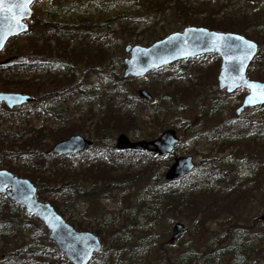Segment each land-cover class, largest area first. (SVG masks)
I'll return each mask as SVG.
<instances>
[{
    "label": "rangeland",
    "instance_id": "obj_1",
    "mask_svg": "<svg viewBox=\"0 0 264 264\" xmlns=\"http://www.w3.org/2000/svg\"><path fill=\"white\" fill-rule=\"evenodd\" d=\"M142 2V0H35L32 4L35 22L50 20V12L54 11L64 12L57 17L60 21L79 24L80 19H83L89 23L92 26L90 32L92 36L88 37V41L96 48L93 51L99 48L105 51V63L108 65L105 71H92L83 67L74 69L72 82L57 91L60 95L56 96V100L60 107L54 114L59 111L58 117H54L50 112L46 113L43 109L40 110L41 102L34 99L29 104L13 109L1 104L0 133H4L12 142L16 137L38 135L42 143L40 147L47 151L54 142L60 140L54 139L55 137L72 128L74 132H69L62 138L78 133L94 140L93 128L98 121L96 117L100 109V99L114 77L122 78L124 86L135 95L138 88H146L149 85L159 94L161 103L150 105L142 101H132L134 112L143 118L140 131L156 130L160 133L166 128H174L178 142L173 151L165 156L157 157L146 152V155L139 156H123L117 153L116 157H122L119 161H122V170L126 172L134 173L143 168L150 172L153 169L156 176L164 179L163 174L173 156L191 155L195 161L194 168L190 173L180 177L179 182L197 177L190 179L188 185H180L181 183L176 185H179V191L184 194L194 195L197 206L194 208L183 204L174 206L164 213L155 225L154 216L150 219L151 223L147 221L141 224L142 220L138 217L126 221V215L132 210H135L137 215L139 210H142L143 204L139 203V199L150 193L154 194V184L157 187L154 174L147 178L138 177L129 186L116 187L104 192L107 194L93 198L88 195L86 198H77L63 188L47 189L43 185L44 202L55 201L65 217L70 216L89 226L82 230L96 233L94 230H102L103 221L106 219H111L117 224H123L125 220L127 225L125 224L124 231L120 233L124 239L127 236L131 241H136L140 236L147 243H151L155 236L157 246L154 249L152 245L145 260L146 264H167L165 258H159L158 245L166 247L168 255L175 257L181 249L191 248L199 251L215 245L219 239L220 242L228 243L229 230H240L239 227H235L237 225L249 228L250 236L254 237L253 234L258 232L264 236V224L256 222V219L261 220L258 216L264 211V106L255 105L245 108L239 114L235 113L247 90L236 88L226 92L218 88L220 57L214 53L184 58L142 76H123L124 58L128 56L124 46L127 43L149 45L154 40L170 32L180 31L187 25L203 26L201 24L204 18L210 17L228 27L237 26L249 36L248 38L257 43L261 42L264 46V0H154V5L159 2L158 9H161L154 15L156 18L141 23L136 28H129L126 23L124 25L128 17L142 7ZM176 7L182 11H177ZM119 21L122 24H119ZM97 23L105 24L104 29L99 30ZM34 28V31L40 29L36 23ZM26 37L27 35H21L13 38L9 42L11 49L20 44H28ZM74 40L70 45L82 44L78 39ZM7 54V51L3 50L0 57ZM36 65L33 63L28 65V69L23 73L31 77L40 76L37 80H46L63 71L44 69ZM108 70H112V74ZM252 71L260 74L264 69L255 65ZM247 76L254 78L251 75ZM18 80L13 69L1 70L0 91H17L12 88V84ZM177 86L185 88L184 93L190 97H184L185 95L179 91L171 94V89ZM177 93L180 95L172 98ZM176 104L181 106L178 111L174 110ZM156 109H159L157 111L160 112L159 116L147 121ZM92 113L94 118L89 120L88 117ZM224 127H232L233 130L225 131ZM120 132L127 134L131 139L143 138L136 137L133 131H114L107 141H111L114 146L116 136ZM19 144L20 141L17 140L15 145ZM3 156L5 157L0 156V162L2 159L7 160L6 157L2 158ZM82 159L83 157L74 154L67 162L78 168L82 164H87V161ZM20 161L21 159H16L14 162ZM90 161L94 162V158ZM212 161L216 165L214 168L211 167ZM8 162L5 161L3 166L0 163V168L8 169L5 166ZM206 166L211 167V170ZM205 171L210 172V175L208 176ZM202 172L207 176L206 181L199 177ZM78 181H81V178ZM37 189L36 186V191ZM208 190H211L212 197L202 194ZM213 193L222 194L223 199L217 205L213 199L216 195ZM36 198L40 200L41 197L38 198L37 195ZM177 221L184 224L185 230L178 238L170 241L171 227ZM39 233L25 229L17 237L11 231L6 239L0 237V247H6L5 242L12 243L11 252L0 248V264H14L20 257L27 264H30L31 260L35 261L32 264H42L41 260L58 263L68 261L47 238V230L45 238L51 243H47L48 246H44L43 249L36 246V243H43ZM36 248L42 252H34ZM121 250V254H127L125 247ZM102 252L100 249L96 256Z\"/></svg>",
    "mask_w": 264,
    "mask_h": 264
},
{
    "label": "trees",
    "instance_id": "obj_2",
    "mask_svg": "<svg viewBox=\"0 0 264 264\" xmlns=\"http://www.w3.org/2000/svg\"><path fill=\"white\" fill-rule=\"evenodd\" d=\"M142 1V7L134 11L131 17L129 16L128 20L124 22V25L127 24L129 28H136L141 23H147L154 19V17L156 18L154 15L158 11H161V9H158V7H160L159 2L154 5V0ZM176 10L179 12L182 11L181 8L178 9L177 7ZM63 13L51 11V19L40 22H35L36 18L32 17L29 29L21 34L27 35L28 44H20L13 47L14 52L18 54L27 53L29 60L33 64H37L44 69H60L63 70L62 73L49 77L46 80H37L40 76L37 77V75H34L31 77L23 73L25 69H28V60L13 64L11 67L14 74L19 78L18 81L12 84V88L18 92L30 94L34 100L41 102V105H39L40 110L43 109L46 113L50 112L54 117H58L60 113L58 111L57 114H54V111H57L60 107L56 100V96L60 95L57 91L62 89L60 87H64L69 84V82H72L71 76L74 74L75 68L83 67L92 71H105V67L108 65L105 63V51L100 48L93 51V49L96 48H93L92 44L88 41V37L92 36L90 34L92 26L83 19H80L79 24L74 22L66 23L64 20L60 21L57 17L60 14L63 15ZM204 19L201 25L205 27L236 31L249 37L237 26L228 27L225 26L223 22H215L210 17ZM34 22L40 29L34 31ZM119 24H122L121 21H119ZM260 25H262V22ZM97 26L99 30H103L105 24L97 23ZM74 39H78L82 44L75 43L74 45H70V42L73 43V41H75ZM255 65H258V68L262 67L264 69V46H262L261 42L258 43V50L249 64L246 74L264 80V72L260 74L257 72L253 73L252 67H255ZM1 70H3L2 67H0V72ZM108 71L112 74V70ZM146 88L149 89L152 95V100L150 101L131 93L124 86L122 78L120 77H114L113 81L104 89L103 96L100 99L99 113L96 117L98 121L95 123V128H93V146L77 153V155L83 157L82 160L87 161L86 165L82 164L80 167L76 168L71 163L67 162V159H72L74 154L59 155L57 153H49L46 149H42L40 147L42 143H40L37 137L38 135L31 134L25 138L21 136L16 137L14 138L15 140H13L14 142H12L8 136H4V133H0V156L5 155L7 159H2L0 162L2 164L1 166L4 165L5 161H9L5 166L15 174L28 177L34 182L38 188L36 196L38 195V198L40 196L41 198L39 199L43 201V185H45L47 189L63 188V190L71 193L77 198H86L87 195L93 198V196L99 197L107 194L104 192L111 191L116 187L122 188L129 186L138 177L147 178L149 175L154 174V182L157 183V187L154 184V194L150 193L144 198L139 199V203L143 204L142 210H139L138 215L135 213V210H132L126 215V221H131L138 217L142 220L140 221L141 224L147 221L151 223L150 219L154 216L155 225V223L159 222V219H161L164 213L174 206L177 207L183 204L185 206L188 205L189 208L196 207L198 203L195 202V198H193L194 195L184 194L182 191H179V185L176 184L181 183L180 185H188L190 179L197 176L188 178L184 182H179V178L173 181H166L161 176H156V172H154L153 169H151L150 172L147 168H143L134 173L126 172L122 170V161H119L122 157H116V154L120 153L123 156H139L146 155V151L116 150L113 143L107 141L114 131H133L136 137L142 136L145 139L154 138L159 133V131L156 130L146 131L145 127L143 128L146 132H141L143 118L141 119L136 115L132 106V101H142L150 105L161 103L160 98H158L159 94L154 91V88L149 85L146 86ZM184 90L185 88L181 86L173 87L171 89V94L179 91L181 94L185 95L184 97L189 98L190 96L185 94ZM189 91L191 92V89ZM178 94L179 93L175 94L172 98L176 97ZM180 109L181 106L176 104V109L174 110L178 111ZM158 110L159 109L154 110L155 112L150 114L147 121L154 120V117H158L160 113L157 112ZM92 118H94L93 113L91 116L89 115L88 119L91 120ZM224 130L231 131L233 129L232 127H224ZM69 132H74V129L65 130V132L59 134L54 139H61ZM17 140L20 141L19 145H15ZM87 150L91 151L87 153ZM5 157L3 156L2 158ZM91 158H94V162L90 161ZM16 159H21V161L15 163L14 161ZM214 166L216 165L212 161L211 167L214 168ZM207 168L211 170L209 167ZM205 173L208 176L210 175V172L205 171ZM205 173L202 172L199 177L206 181L207 176H205ZM79 178H81V181H78ZM202 194L212 197L211 190L203 191ZM213 194L216 195L213 199L215 205H217L223 199L221 196L222 194ZM51 203L55 210H57L74 228L82 230L89 227L85 226L80 220L72 219L70 216L65 217L62 211L59 210V206L56 202L52 201ZM139 214H141L140 217ZM125 220H123V224H117L111 219H106L103 221L102 230H94L103 243L101 246L103 252L99 256H96L95 253L87 264H146L145 260L150 249L153 247L152 245H154V249L157 246L155 236L154 241L151 243H147V241H144L140 236L136 241H131V238L127 236L124 239L120 233L124 231L125 224L127 225ZM256 222L264 224L262 220L256 219ZM42 226V223L34 214L26 212L21 205L9 200L4 194H0L1 238L6 239L10 231L15 237L23 233L25 229L39 231V237H41L43 243H36V246L43 249L44 246H48L47 243H51V241L45 238L46 230ZM3 227L6 230H4ZM235 227H239L240 230H229L228 234L230 240L228 243L220 242L221 239H219L216 241L215 245L199 251H195L191 248L187 250L181 249L177 252L175 257H170L168 255L166 247L158 245L157 250L159 258H165L167 264H264V236H262L261 232L253 234L255 235L253 237L250 236L251 232L249 228L239 225ZM101 232H104V234H101ZM5 243L8 248L5 246L0 248L3 251L11 252L10 247L12 243ZM122 247L127 249V254H121ZM34 252L41 253L42 251L36 248ZM38 259L41 260L40 257ZM38 259L36 261H38ZM15 261L18 262H14V264H27L22 257ZM30 262V264H32L35 261L31 260ZM41 263L70 264L68 261L58 263L46 260H41Z\"/></svg>",
    "mask_w": 264,
    "mask_h": 264
},
{
    "label": "water",
    "instance_id": "obj_3",
    "mask_svg": "<svg viewBox=\"0 0 264 264\" xmlns=\"http://www.w3.org/2000/svg\"><path fill=\"white\" fill-rule=\"evenodd\" d=\"M24 5L21 13L18 7L23 0H3L0 4V49L6 39L28 28L27 20L31 17V3ZM257 42L234 31L210 29L205 26L187 25L182 30L173 31L154 40L149 45L127 43L124 46L128 56L124 58L123 76H142L171 62L190 58L205 53H215L220 57L217 73V86L231 92L236 88L247 90L240 105L235 109L239 114L247 107L264 104L259 93L264 89V81L249 78L247 66L257 52ZM23 55H12L0 63L22 62ZM137 95L147 101L152 100L151 93L144 87L137 89ZM29 94L0 91V103L12 108L31 102ZM178 136L174 128L162 130L151 139H131L127 134H117L114 147L117 150L147 151L156 156L169 154ZM93 141L84 135L73 133L57 140L48 149L49 153L75 154L92 147ZM194 168L191 155H175L163 176L166 181L175 180ZM0 193L11 201L21 205L26 212L34 214L48 231L47 238L71 264H87L95 252L101 248L99 237L90 230L75 229L49 202L36 198V185L27 177L0 168ZM264 220V211L258 216ZM185 230L182 222H175L171 227L170 241L178 238Z\"/></svg>",
    "mask_w": 264,
    "mask_h": 264
},
{
    "label": "flooded vegetation",
    "instance_id": "obj_4",
    "mask_svg": "<svg viewBox=\"0 0 264 264\" xmlns=\"http://www.w3.org/2000/svg\"><path fill=\"white\" fill-rule=\"evenodd\" d=\"M33 11V10H32ZM32 14H31V17L27 20V24H28V28H27V30L29 29V27H30V22L32 21ZM25 32V31H24ZM24 32H21V33H18L17 35H13V36H10V37H8L7 39H6V41H5V43H4V45L1 47V49H0V52H2L3 50L6 52L7 51V56H5V57H0V62H2L4 59H6L7 57H9V56H12V55H23L24 57H25V60L27 61V65H32V62L29 60V56H28V54L27 53H25V54H18V53H16V52H14V50H13V48L11 49V47H10V45H9V42L13 39V38H15V37H18V36H21V34L22 33H24ZM10 50V51H9ZM17 63H20V62H12V63H0V67H2L3 69H12L11 67H12V65L13 64H17ZM6 91V90H5ZM32 102V101H31ZM30 102H26V103H23V104H21V105H24V104H29ZM5 105L6 107H7V105L6 104H4V103H0V105ZM21 105H18V107L19 106H21ZM17 106H15V107H12V108H9V107H7V108H9V109H13V108H16Z\"/></svg>",
    "mask_w": 264,
    "mask_h": 264
},
{
    "label": "snow or ice",
    "instance_id": "obj_5",
    "mask_svg": "<svg viewBox=\"0 0 264 264\" xmlns=\"http://www.w3.org/2000/svg\"><path fill=\"white\" fill-rule=\"evenodd\" d=\"M30 2H31V0H23L22 4L13 5V7H18L20 9L21 13H22V12H24L26 10L24 5L27 4V3H30ZM2 3H3V0H0V4H2ZM259 96H260V98L264 99V89H262L260 91Z\"/></svg>",
    "mask_w": 264,
    "mask_h": 264
}]
</instances>
